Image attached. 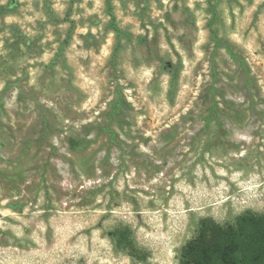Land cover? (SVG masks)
Segmentation results:
<instances>
[{
    "label": "rangeland",
    "instance_id": "rangeland-1",
    "mask_svg": "<svg viewBox=\"0 0 264 264\" xmlns=\"http://www.w3.org/2000/svg\"><path fill=\"white\" fill-rule=\"evenodd\" d=\"M111 6L120 38L105 0H0V264H179L264 215V0Z\"/></svg>",
    "mask_w": 264,
    "mask_h": 264
},
{
    "label": "trees",
    "instance_id": "trees-1",
    "mask_svg": "<svg viewBox=\"0 0 264 264\" xmlns=\"http://www.w3.org/2000/svg\"><path fill=\"white\" fill-rule=\"evenodd\" d=\"M110 26L118 38L123 31L112 13L111 0H105ZM115 250L138 262L147 260L128 226H119L109 233ZM179 264H264V215L245 212L233 224L220 225L211 219L199 222L196 237L183 248Z\"/></svg>",
    "mask_w": 264,
    "mask_h": 264
}]
</instances>
